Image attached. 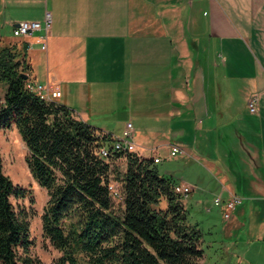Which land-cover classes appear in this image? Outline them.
<instances>
[{"label":"crops","instance_id":"0c3cea01","mask_svg":"<svg viewBox=\"0 0 264 264\" xmlns=\"http://www.w3.org/2000/svg\"><path fill=\"white\" fill-rule=\"evenodd\" d=\"M45 12L47 35L0 38L25 42L31 81L93 127L122 108L146 117L153 151L177 146L222 202L244 195L264 218V0H0V27L44 24ZM204 172L176 184L202 190ZM250 250L243 261L259 264Z\"/></svg>","mask_w":264,"mask_h":264},{"label":"trees","instance_id":"16d2710c","mask_svg":"<svg viewBox=\"0 0 264 264\" xmlns=\"http://www.w3.org/2000/svg\"><path fill=\"white\" fill-rule=\"evenodd\" d=\"M26 48L18 41L0 45V83L6 86L0 128L15 126L29 173L47 192L41 228L59 252L48 264H200L202 233L188 223L176 182L158 173L153 158L113 151L112 133L27 89ZM102 148L110 150L108 157L100 155ZM118 159L125 162L115 177L120 213L108 190ZM27 194L3 172L0 155V264H43L30 253L28 214L12 201ZM162 199L167 207L156 208Z\"/></svg>","mask_w":264,"mask_h":264},{"label":"rangeland","instance_id":"374dc122","mask_svg":"<svg viewBox=\"0 0 264 264\" xmlns=\"http://www.w3.org/2000/svg\"><path fill=\"white\" fill-rule=\"evenodd\" d=\"M10 32L11 28L7 25L0 27V38L3 41L11 39ZM38 64H32V71L44 73V64ZM5 88V84L0 83V101L3 98ZM117 106H122V104L118 102ZM121 112V114L118 112L111 114L110 120L95 117L90 122L98 130H107L114 133L115 136H120L125 123L131 121L134 129L133 140L136 144L134 151L143 157H159L160 162L155 164L158 173L162 176L171 177L175 182L181 178L189 179L193 171L198 170L199 167L205 171L203 189L194 190L195 192H190L181 199L186 209L188 223L197 224L202 233L201 248L203 256L200 264H246L243 261L245 259L244 252L248 249H251L250 253L254 255L253 259L257 263L264 264V218H261L262 209L253 205L250 198L240 195L242 203L236 206L235 212L230 215L229 219L225 220L223 208L214 205L217 187L213 182L216 181L215 177L211 175L210 171H206L204 165H201L200 161L194 158L185 157L181 154L171 156L169 149L160 148L156 152L153 151L151 149L152 143L147 141L146 129L143 126L146 117H131L130 111L128 109L124 110V108L121 109ZM26 154L27 149L15 126L0 128V155L3 172L14 184L28 191L25 198L12 201L24 208L28 214L32 241L30 253L43 264H48L59 255L49 239L43 236L41 228V215L48 196L46 190L40 187L29 173L25 162ZM124 167L125 162L123 159L114 161L112 164L113 173L110 175L111 182H117L115 177L123 172ZM112 207L115 212L120 213L123 207L122 200H112ZM166 207L167 202L163 199L156 206L159 209H165ZM260 222L263 223L262 228ZM261 229L263 230L260 231ZM248 256L246 259L249 258Z\"/></svg>","mask_w":264,"mask_h":264},{"label":"built area","instance_id":"2783aa9c","mask_svg":"<svg viewBox=\"0 0 264 264\" xmlns=\"http://www.w3.org/2000/svg\"><path fill=\"white\" fill-rule=\"evenodd\" d=\"M51 24V15L49 12H45L44 14V24L39 23L38 21L32 20H23L19 21L18 23L12 25L11 33L14 37H27L33 35L35 32L43 31L45 35L48 34L49 28ZM46 46L43 43L42 49H45ZM26 88L30 91L36 93L40 98L50 101L60 96V92L57 89H52L50 87L34 83L33 81H28L26 83ZM257 103L258 97L256 94H252L247 100V106L251 113H255L257 111ZM134 129L131 122H126L122 128L121 135L115 136L112 135L113 141V151H134L136 144L133 140ZM180 149L177 146H172L169 154L171 156L180 153ZM110 150L107 149H100V155L102 157H108ZM154 163H158L160 159L158 157L153 158ZM192 186L190 185H174V191L179 193L182 196H187L190 193ZM109 194L112 200H122V194L120 191V185L117 182H110L108 185ZM242 202V198L240 195L230 194L229 197L222 202V198L215 197L214 198V205L221 206L223 204V217L225 220L230 218L231 213L233 210Z\"/></svg>","mask_w":264,"mask_h":264},{"label":"water","instance_id":"95a60500","mask_svg":"<svg viewBox=\"0 0 264 264\" xmlns=\"http://www.w3.org/2000/svg\"><path fill=\"white\" fill-rule=\"evenodd\" d=\"M26 76H27L26 74H23V77H24V78H26Z\"/></svg>","mask_w":264,"mask_h":264}]
</instances>
